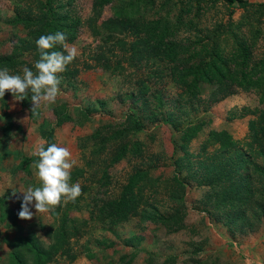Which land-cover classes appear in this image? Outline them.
<instances>
[{"label": "rangeland", "instance_id": "374dc122", "mask_svg": "<svg viewBox=\"0 0 264 264\" xmlns=\"http://www.w3.org/2000/svg\"><path fill=\"white\" fill-rule=\"evenodd\" d=\"M91 1H55L82 23L68 44L78 51L68 68L78 72L72 80L59 76L60 94L55 103H42L37 117L32 119L28 115L31 97L26 98L24 108L10 92L0 99V197L11 209L0 219V264H13V250L19 260L29 264L30 254L20 240L22 235L32 234L37 243H49L61 218L85 219L89 210L95 217L97 208L117 200L128 177L137 172L142 178L136 188L147 208H155L169 220L150 223L136 217L118 225L89 220L81 228L82 235L69 240L74 260L68 262L57 256L49 264H264V217L258 218L257 210L264 198V179L251 166L261 165L256 153L259 145L264 146V138L257 144L249 129V123L264 110V99L260 101L257 91L202 83L191 97L170 80L166 62L138 67L120 56L117 59L122 61L121 73L100 70L90 60L95 41L84 26ZM245 1L264 4V0ZM116 3L102 8V18L112 14ZM180 6L185 11L183 21L191 20L194 30L180 28L174 38L188 50L197 49L196 43L205 41L214 25L226 23L229 11L234 23L242 14L235 4L227 6L225 0H152L145 14L142 10L140 13L149 20L156 19L167 8L173 16ZM33 13V0H0V56L14 47H23L21 39L27 42V30L15 20L30 18ZM258 14L250 10L236 31L253 42L251 63L264 54V8L262 16L258 18ZM254 23L258 32H249L248 26ZM219 45L227 51L230 42L226 39ZM31 56L25 50L21 57L35 72ZM185 60L184 65L189 61ZM23 68L9 73L22 75ZM153 68L157 72L152 73ZM142 85L146 90L137 98ZM129 112L141 120L142 130L108 143L98 156L89 154L93 143L88 137L102 126L111 132L114 129L106 125H118ZM57 114L67 115L69 120L55 127ZM193 123H202V127L185 144L184 153L180 132ZM211 129L225 130L235 141L234 152L220 153L208 140ZM48 130L52 143L71 152L73 168L84 169L83 176L73 182L80 183L82 194L75 202L62 198L46 213L36 214L34 206H30L33 218L21 220V205L16 199L23 200L22 193L29 186H41L33 167L38 162L34 153L42 140L41 132ZM133 142L141 143L138 155L128 147ZM121 145L127 147L125 156L110 165ZM23 157L35 158L29 162L28 173L19 166ZM233 188L247 189L240 202H229Z\"/></svg>", "mask_w": 264, "mask_h": 264}, {"label": "trees", "instance_id": "16d2710c", "mask_svg": "<svg viewBox=\"0 0 264 264\" xmlns=\"http://www.w3.org/2000/svg\"><path fill=\"white\" fill-rule=\"evenodd\" d=\"M55 1L33 0V15L30 18H17L15 20L27 30V42L21 39L20 42L23 43V47L22 45L14 47L10 53L0 56V69L7 68L14 72L21 67H30L31 64L21 57L25 50L31 53L32 63L35 65L40 57L36 40L41 35L54 34L59 31L67 35V44L74 40L82 23L79 19L68 15L63 10V5L55 3ZM122 1H91L90 15L85 19L84 26L95 41L90 55V60L95 67L110 72V74H119L123 71L122 61L117 59L120 56H124L128 62L138 67L149 68L153 67V63L166 62L167 75L170 80L182 87L191 97L197 94V87L202 83L217 87L232 85L243 92L257 91L260 93V101L264 99V54L256 62L251 63L250 47L253 42L236 34L246 19L245 14L253 10L259 13L258 18L261 17L264 4L253 5L245 0H225L227 6L235 4L242 11L240 19L235 23L232 22L231 11H229L226 23L214 25L211 31L205 35V41L200 40L196 43L197 49L188 50L174 38V34L180 28H185L186 31L194 30L191 20L184 22L182 19V14L185 13L183 6H180V9L173 16H170L171 9L167 8L162 17L149 20L140 13V10L145 14L148 3L152 0ZM112 3L117 4L113 7L112 14L102 18V8ZM255 23L257 24V20ZM255 23L248 26L249 32L252 30L258 32ZM226 39L230 42L227 51L219 45L220 41ZM52 50L63 51V48L62 45H57ZM185 59L189 60L186 65H184ZM77 72L76 68L69 69L67 66L66 70L58 75L72 80ZM154 72H157L156 68H153L152 73ZM144 90H146L145 85L138 87L137 98L144 94ZM28 96L31 97V93ZM1 104L3 105V102ZM21 106L27 107L26 99L21 101ZM28 115L32 119L37 117V113L33 114L30 110ZM68 120L67 115L57 114L54 126L58 127ZM106 126L108 129L114 130L105 131V126H102L88 137L93 143L89 154L98 156L106 149L108 143L118 141L125 135L142 130L141 120L130 112L118 125ZM201 127L202 123H193L181 130V149L184 153H186L185 144L196 137ZM249 129L252 141L258 144L264 138V110H261L256 119L249 123ZM207 137L212 144L217 146L220 153L234 152L235 141L225 130L211 129L207 132ZM41 138L46 142L45 148L48 144H52L51 130L41 132ZM128 147L131 148L134 155H138L142 146L139 142H133ZM126 148V146L121 145L110 159L109 164L112 165L122 159L125 156ZM256 154L260 156L261 165L251 164V166L264 179V146L259 145ZM33 159L35 158L23 157L19 162L20 169L28 173L29 162ZM37 159H39L38 156ZM83 174V168H73L70 183L81 178ZM141 178V172L129 176L119 198L101 202L102 205L97 208L95 217H93L92 210H89L85 219L61 218L47 244L37 243L32 234L22 235L23 238L20 240L30 254L29 264H49L57 256L66 258L68 262L74 260L75 256L70 253L69 240L80 237L82 235L81 228L85 227L89 220L108 225L123 224L136 217L150 223H162L169 220L168 217L159 214L155 208H147V202L142 200V195L138 192L140 190L136 188ZM134 188H136L135 191ZM233 190L228 198L229 202L233 203L240 202L242 196L246 195L247 192V189L241 191V188L236 190L233 188ZM5 200V198L0 197L1 220L7 216L6 212L11 211ZM21 201V199H16L19 205H21ZM260 205L257 208L260 213L258 218L264 217V198ZM10 256L13 264H26L19 260L20 257L14 250L10 252Z\"/></svg>", "mask_w": 264, "mask_h": 264}, {"label": "clouds", "instance_id": "9594fccd", "mask_svg": "<svg viewBox=\"0 0 264 264\" xmlns=\"http://www.w3.org/2000/svg\"><path fill=\"white\" fill-rule=\"evenodd\" d=\"M67 35L64 32L41 35L36 40V47L40 52L39 60L34 67L35 72L23 68V74H10L7 68L0 69V99L10 92L17 101H23L31 93V113L36 114L42 103H55L60 94L61 79L58 74L63 73L67 66L77 57L75 46H69ZM62 45L66 50H52L55 46ZM52 50V51H49ZM41 140L35 150L38 162L33 164L37 169V177L41 186H29L23 194L18 218L31 220L34 206L35 213H46L51 208L58 206L62 198L65 202L75 200L81 196L82 189L79 182L70 183L71 170L75 164L72 154L67 147L56 143L48 144ZM15 195V193H13Z\"/></svg>", "mask_w": 264, "mask_h": 264}]
</instances>
